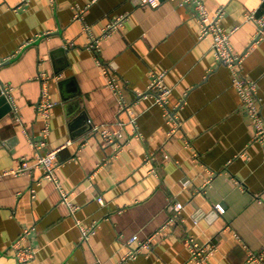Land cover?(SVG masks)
Here are the masks:
<instances>
[{
  "label": "crops",
  "instance_id": "crops-1",
  "mask_svg": "<svg viewBox=\"0 0 264 264\" xmlns=\"http://www.w3.org/2000/svg\"><path fill=\"white\" fill-rule=\"evenodd\" d=\"M204 1L211 13L224 9L223 29L244 55L240 71L257 82L264 116V35L255 42L257 25L247 18H264V0ZM76 6L87 8L83 20ZM122 15L93 51L90 33L102 35ZM199 30L185 0H0V98L11 105L3 112L0 103V264H196L189 238L215 246L211 264H264V150L232 68ZM40 71L56 102L47 135L37 112ZM159 72L172 91L166 107L136 95ZM112 76L139 135L118 110ZM176 107L181 127L170 137L167 110ZM119 121L120 141L106 144L93 128L115 130ZM62 144L57 175L75 216L42 168L9 172L23 156ZM77 220L93 229L87 241ZM25 228L22 247L37 252L19 262L12 243ZM134 235L131 246L148 238L151 246L121 262Z\"/></svg>",
  "mask_w": 264,
  "mask_h": 264
},
{
  "label": "built area",
  "instance_id": "built-area-1",
  "mask_svg": "<svg viewBox=\"0 0 264 264\" xmlns=\"http://www.w3.org/2000/svg\"><path fill=\"white\" fill-rule=\"evenodd\" d=\"M143 3L147 5H151L152 7L158 6L160 0H141ZM186 5L192 6V11L197 21L200 23L199 30V38L200 39H213V53L217 57V59L228 65L232 68L234 72L233 75V84L238 89V92L242 98V105L244 109L248 111V114L252 120V124H254V141L259 142L264 150V116L262 114V106L258 96L257 82L253 79L244 76L240 71L241 63L243 62L244 55L235 53L231 44L230 34L231 32L225 31L222 26V19L224 16V9L220 8L215 13H211L207 8L204 0H185ZM77 7V12L75 14V18L83 20V13L87 8ZM247 18L252 19L256 22L257 31L254 35V41L257 42L263 38L264 35V18L257 19L253 13L247 15ZM126 19L125 15L116 17L113 19L108 25L105 27L104 32L100 36H95L90 33V44L89 47L95 51H99L100 40L102 37L109 35L111 32L120 28ZM88 30V28L86 27ZM237 28H234L236 30ZM101 63V61H99ZM1 64V63H0ZM108 73V69H106ZM165 72H159L158 74L153 75V78L150 84L147 86L145 90L136 91L137 98L141 97H152L155 104H160L164 107L167 106V102L169 100V96L172 93L171 88L165 82ZM37 78L41 81V89H40V99L37 104V112L41 113V115L45 119L44 132L47 135L50 131L49 129V121L51 117V109L54 107L55 103L50 95L49 90V81L51 77L44 71H40L37 75ZM109 83L112 86L114 93L118 97L119 101V111L123 112L126 110L128 115V122L134 127V131L139 135L138 127H137V116L133 113L132 110L128 107V105L123 101V97L121 95V90L119 84L117 83L114 76L110 77ZM179 107V105L177 106ZM176 110H167L168 115V123L170 129L168 135L171 137L177 133L180 129L181 122L177 116V108ZM17 111V109H15ZM17 121H21L20 116L17 117ZM117 129H112L105 125H94L93 128L96 132H100L102 140L107 144L108 142L120 141L125 133H124V125L125 123L122 121L118 122ZM44 142L42 141L39 146H43ZM66 144H62L56 146L53 149H47L45 152L37 153L33 159H28L23 156L19 161V166L16 169L9 171L13 174H23L26 172H32L35 169L42 168L43 176L57 185L60 190L61 198L64 203H66L69 207L71 215L75 216L76 210L78 209V205L74 204L69 198V193L64 190L61 185V182L58 179V169L60 167V163L58 161L59 152L64 149ZM120 150V146L118 147ZM183 187L187 188L190 184V180L183 181ZM98 200L103 203V197H98ZM182 207V203H178L175 205V209L178 211ZM216 209L220 212H224V208L221 204L215 205ZM77 224L81 227L82 239L87 241L90 236L93 234L92 228H87L83 226L80 220H77ZM29 229L25 228L22 235L16 239L12 243V248L16 251V257L19 262H25L36 255L35 248L31 246L22 247L23 241L29 235ZM138 240V236L134 235L128 239L127 245H129L128 252L122 257L121 262H127L130 259H134L138 257V255L143 251V249L150 248L151 239L148 238L144 242H139L137 247L131 246V244ZM189 245L191 246V259L196 264H211L210 256L215 250V246L212 244H200L196 242L193 238H189ZM250 259H257V256L254 254L250 255ZM101 264V263H99Z\"/></svg>",
  "mask_w": 264,
  "mask_h": 264
},
{
  "label": "water",
  "instance_id": "water-1",
  "mask_svg": "<svg viewBox=\"0 0 264 264\" xmlns=\"http://www.w3.org/2000/svg\"><path fill=\"white\" fill-rule=\"evenodd\" d=\"M5 102L6 104H5V107L3 108V112L4 111H6L8 108H10V103L8 102V99H7V97L5 96V95H3L1 98H0V103H2V102Z\"/></svg>",
  "mask_w": 264,
  "mask_h": 264
}]
</instances>
